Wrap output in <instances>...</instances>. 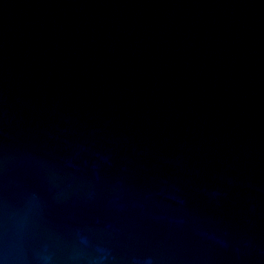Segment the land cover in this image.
I'll list each match as a JSON object with an SVG mask.
<instances>
[{"label":"water","instance_id":"obj_1","mask_svg":"<svg viewBox=\"0 0 264 264\" xmlns=\"http://www.w3.org/2000/svg\"><path fill=\"white\" fill-rule=\"evenodd\" d=\"M0 264H264V0H0Z\"/></svg>","mask_w":264,"mask_h":264}]
</instances>
